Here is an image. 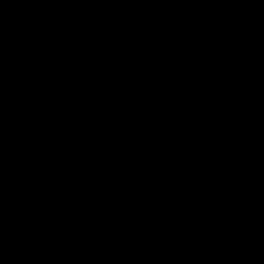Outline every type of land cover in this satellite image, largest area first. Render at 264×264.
<instances>
[{"label": "water", "instance_id": "water-1", "mask_svg": "<svg viewBox=\"0 0 264 264\" xmlns=\"http://www.w3.org/2000/svg\"><path fill=\"white\" fill-rule=\"evenodd\" d=\"M0 264H264V0H90L1 193Z\"/></svg>", "mask_w": 264, "mask_h": 264}]
</instances>
